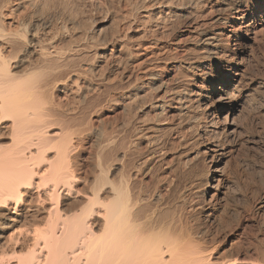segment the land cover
I'll return each instance as SVG.
<instances>
[{
	"label": "bare ground",
	"instance_id": "1",
	"mask_svg": "<svg viewBox=\"0 0 264 264\" xmlns=\"http://www.w3.org/2000/svg\"><path fill=\"white\" fill-rule=\"evenodd\" d=\"M123 2L107 36L91 17L80 27V1L0 0V264H264V244L250 260L223 256L196 223L223 167H206L203 189L194 165L231 151L218 136L264 86L235 84L264 40V0ZM117 106L121 128L95 134Z\"/></svg>",
	"mask_w": 264,
	"mask_h": 264
},
{
	"label": "rangeland",
	"instance_id": "2",
	"mask_svg": "<svg viewBox=\"0 0 264 264\" xmlns=\"http://www.w3.org/2000/svg\"><path fill=\"white\" fill-rule=\"evenodd\" d=\"M78 1H80V3L77 4L78 7L76 6L78 10L75 7V11L76 14H78L79 12L80 14L75 15L78 16L77 19H80L79 21H81L82 19V17H79V15H84L83 21L84 18L86 19L88 17H91V21L93 23H89L92 24V26L95 22V24H101V27H103V29L106 27L104 29L106 31L103 30V33L105 35L107 34V36L111 34V32L113 33L114 30L119 27L120 16L118 15H121L122 11L125 9V7H123V3H125L123 1L125 0H82L83 2L81 0ZM78 1L75 0V4ZM89 18L88 20H86L90 21ZM93 19L95 21H93ZM86 20L84 22H81L85 24H81L80 27L91 26L89 23H87ZM115 20H117V22ZM113 22H115L116 24ZM251 51L252 56L247 59L248 61H245V64H243V68H247L245 69V77L242 79L244 82L242 80L239 83L236 82L235 84L237 87H246L245 82L249 79L254 80L258 83H264V40H262L259 44H254ZM246 71L248 73H246ZM216 87H221V82L216 83ZM227 90L229 91V95L232 96L231 99H234L235 97L233 96H235L236 94V89H234L232 86H228ZM209 92L211 93L212 90H208V93ZM262 99H264V86L262 88L259 84H254L251 90L243 92L242 97L240 99V103L243 104V107L235 114L234 118V134L229 135L228 137H225V135H216V137L218 136L220 140L223 138L234 140L232 142L231 151L226 148V150L220 152L225 153V155L221 157V159L218 158L220 162H209L210 158L208 160L201 155L199 156L200 158L198 157L196 160H194V165L195 167H197L196 170H199L200 168H202V166L204 167L200 169L202 173L204 172L203 175L202 173H200L201 171L199 170L201 180L204 179L201 176H204L205 173L207 174L209 168L214 169L216 167H223V181L221 183L222 186L220 189L221 193L214 194L215 191L211 190L207 193L208 196L206 195L202 197V200H198L200 208L197 209L198 211L196 210V216H198L196 218V223H198V225H200L201 227L204 226L203 228L205 229L207 228L206 230L209 231V236L211 238H214V236H218L216 237L218 238L217 240L221 241V245L225 249H223L222 251L224 252L227 250L226 254L222 252L219 254H222L223 256L226 255L227 257H229L228 254H231V257L237 256L240 261L242 259L244 260L245 258H247L245 260H250L249 257L252 259L258 256L260 257L261 253L263 252V248L262 251H260L262 245L264 244V105H261V103H263ZM244 101L246 103H244ZM250 110L251 112H249ZM221 112L222 111L218 112L220 117L222 116L221 114L224 111L222 113ZM123 116V111L120 106H117L116 108H114V110L112 109L107 111V109H104L100 115L101 118L99 117V119H97V122L94 123L95 134L98 133V131H101L100 128L102 130L106 129V131L108 129L109 131V128L111 126L115 131L119 130L121 128L119 126H121ZM99 120H101L102 123ZM103 124L105 125V128ZM85 144L88 145L84 146L81 161L82 164H84V176L90 179L91 175L96 172L95 158L93 157V153H95L96 148V138L87 140ZM197 161L201 163L199 164ZM156 166L157 172L160 173L159 163L155 164V167ZM206 167L209 168L207 169ZM89 172H91V174ZM207 182L208 181L204 180L201 181L200 184H202L201 187L203 189L207 188ZM210 183L213 184L214 182ZM208 214H210L211 217H209ZM235 243L237 245L239 244V246L235 245ZM240 244L242 245V247ZM237 247L240 249L241 252ZM256 248L258 249L256 250ZM231 249L233 250L231 251ZM230 251L231 253H229ZM253 252H255V254ZM257 252L260 255H258Z\"/></svg>",
	"mask_w": 264,
	"mask_h": 264
}]
</instances>
